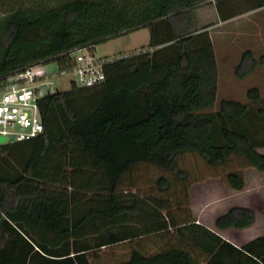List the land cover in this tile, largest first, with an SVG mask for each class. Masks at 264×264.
<instances>
[{
    "label": "trees",
    "instance_id": "trees-1",
    "mask_svg": "<svg viewBox=\"0 0 264 264\" xmlns=\"http://www.w3.org/2000/svg\"><path fill=\"white\" fill-rule=\"evenodd\" d=\"M216 0L222 22L264 8V0ZM0 0V89L40 62L71 65L78 48L148 28V48L116 57L94 87L59 90L39 101L43 133L0 145V264H93L100 250L176 230L154 253L132 247L117 264H264V235L237 246L190 218L168 199L122 189L142 164L175 178L179 160L199 156L232 190L246 179L236 161L264 173V97L219 101V65L209 30L192 13L211 0H63L54 7L12 9ZM243 7V6H242ZM264 60V59H263ZM248 69L241 72L242 69ZM257 67L252 51L236 67ZM172 179L157 181L168 192ZM167 212V213H164ZM253 208L233 206L220 231L244 230Z\"/></svg>",
    "mask_w": 264,
    "mask_h": 264
},
{
    "label": "rangeland",
    "instance_id": "rangeland-1",
    "mask_svg": "<svg viewBox=\"0 0 264 264\" xmlns=\"http://www.w3.org/2000/svg\"><path fill=\"white\" fill-rule=\"evenodd\" d=\"M62 1L20 0L12 5V9L54 7ZM211 1L212 3L194 11L192 19L193 29L195 31L209 30L214 43L219 65V101L233 99L247 103V91L253 87L260 88L264 97V8L244 12L229 21L222 22L215 7L216 0ZM242 1L237 8H246ZM2 17L0 12V22ZM150 40L149 29L143 28L100 42L96 44L93 52L96 58H116L148 48ZM247 50L252 51L257 67L245 77H239L236 67ZM247 69L245 67L241 72ZM76 79V75L70 74L64 78H53L52 81L57 89L69 90ZM260 151L264 153V149ZM179 167L186 173L184 179L175 178L172 173H166L154 165L142 164L125 177L122 189L137 192L143 197L168 199L172 207L171 213L177 219L190 218L214 230H217L216 218L227 212L229 208L250 207L256 212V221L252 227L244 230H217V232L239 247L264 235V173L236 161L233 168L244 174L246 186L242 191H235L230 189L223 177L214 173L197 155L183 156L179 160ZM163 175L172 179V186L165 193L160 192L156 184L157 179ZM175 231L144 237L134 241L133 244L125 243L104 248L100 250L101 259L93 261V264H117L120 260L127 258L132 247L141 246L148 253H154L164 243L169 241L172 243L176 239Z\"/></svg>",
    "mask_w": 264,
    "mask_h": 264
},
{
    "label": "built area",
    "instance_id": "built-area-1",
    "mask_svg": "<svg viewBox=\"0 0 264 264\" xmlns=\"http://www.w3.org/2000/svg\"><path fill=\"white\" fill-rule=\"evenodd\" d=\"M71 56L68 67L40 62L8 78L0 89V136L6 137L7 143L30 140L43 133L39 101L59 91L53 78L74 74L79 87H94L106 80L105 66L115 60L96 58L89 47L78 48Z\"/></svg>",
    "mask_w": 264,
    "mask_h": 264
},
{
    "label": "water",
    "instance_id": "water-1",
    "mask_svg": "<svg viewBox=\"0 0 264 264\" xmlns=\"http://www.w3.org/2000/svg\"><path fill=\"white\" fill-rule=\"evenodd\" d=\"M13 139H11V141H12ZM7 143V139H6V137H4V136H0V145H3V144H6Z\"/></svg>",
    "mask_w": 264,
    "mask_h": 264
},
{
    "label": "crops",
    "instance_id": "crops-1",
    "mask_svg": "<svg viewBox=\"0 0 264 264\" xmlns=\"http://www.w3.org/2000/svg\"><path fill=\"white\" fill-rule=\"evenodd\" d=\"M197 223H199V224H202L201 222H197ZM202 225H204V224H202ZM204 226H206V227H208L207 225H204ZM209 229H211V230H213V231H215V232H217V230H214V229H212V228H210V227H208ZM218 234H220L219 232H217ZM221 235V234H220ZM222 236V235H221Z\"/></svg>",
    "mask_w": 264,
    "mask_h": 264
}]
</instances>
